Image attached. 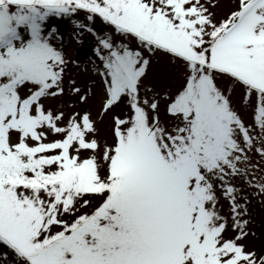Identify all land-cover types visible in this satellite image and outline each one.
I'll use <instances>...</instances> for the list:
<instances>
[{"label": "snow or ice", "instance_id": "snow-or-ice-1", "mask_svg": "<svg viewBox=\"0 0 264 264\" xmlns=\"http://www.w3.org/2000/svg\"><path fill=\"white\" fill-rule=\"evenodd\" d=\"M0 264H264V0H0Z\"/></svg>", "mask_w": 264, "mask_h": 264}]
</instances>
